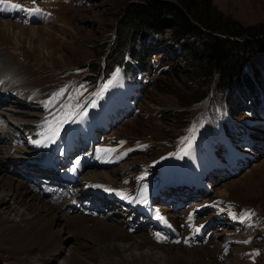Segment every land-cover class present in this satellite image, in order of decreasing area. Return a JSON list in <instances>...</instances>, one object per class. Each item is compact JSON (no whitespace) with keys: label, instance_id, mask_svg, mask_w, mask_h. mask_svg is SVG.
Wrapping results in <instances>:
<instances>
[{"label":"rangeland","instance_id":"1","mask_svg":"<svg viewBox=\"0 0 264 264\" xmlns=\"http://www.w3.org/2000/svg\"><path fill=\"white\" fill-rule=\"evenodd\" d=\"M31 1L32 3L25 9L28 15L27 21L33 20L31 23L23 24L21 18L0 16V22L7 21L5 25L0 24V53L4 64L2 67L4 70L13 72L11 76L13 82H26V86L22 83L18 89L19 93L14 94L15 101L11 100L12 95L9 100L0 102V106L13 103L14 108L36 110L35 114L29 113L28 115L31 117L29 121H32L39 118L38 113L43 110L45 98L48 115L53 119V117H61L68 112L69 108L76 104V96L81 97V110L69 122V129L76 138L75 143L80 148L88 144L90 149L96 150V156L108 159L111 164H116L106 166L109 169L88 171L113 170L115 171L114 177L124 175L130 182L133 177L140 191L145 187L151 188L154 183L161 182L160 179L152 177L154 170L164 181L171 176L174 177V182H189L192 179L197 181L199 187L211 191L199 198L191 195L185 198L177 197L175 202L179 200L182 202L178 207L184 206L183 212L186 213L188 210L186 202L192 198L193 201L190 204L198 203L197 206L203 210L196 212V218L204 224L210 221L211 213L213 215L222 212L224 216V230L226 231L216 226L205 244L188 246L178 242L158 243L164 244L158 245L153 241L155 246L152 248L158 252L157 256L174 252L194 253L195 260L187 264H264V153L246 169L239 170L237 174L215 184L214 181H210L206 167L217 171L220 165L218 160L213 155L201 157L196 150H192L190 157L184 159L180 147V141L186 134L193 131L189 129L190 127L194 128L195 134L204 129L218 132L222 129L221 122L226 121L233 115V112L234 117L238 119L246 116L244 103L238 102L236 108H233L228 99L241 100L242 93L248 89L240 88L233 80L227 88L220 89L218 75L215 74L208 81L205 95L194 99L193 92L203 85V78L198 68L199 63L196 60L192 61L189 52L183 56H177L179 49L176 48L174 55L171 54L169 59L167 61L164 59L162 63H157L158 54L153 55L155 60L146 71L149 78L148 84L142 89L143 96L134 101L129 99L130 93L133 92V87L129 85L131 79H128L125 84H118L120 80L118 77L114 85L108 87L106 91H101V89L108 82L106 79L101 80L92 91L87 92L93 85L84 82L87 80L84 76L95 73L97 79L101 76L105 77L104 68L108 65L104 59H110L118 46V38L115 34L120 27L122 11L128 0ZM212 5L215 9V22L224 23L227 20L229 28H232L231 30L240 37L241 41L250 38V34L260 29L264 30V0H212ZM33 9H38V11H32ZM33 26L36 27V35L30 33ZM191 40L195 41L193 38ZM258 42H260L259 46H254L251 53L242 51L240 54L243 60V72L254 80L258 92L264 96V34ZM198 43V41L195 42L196 45ZM156 49L163 53L167 50V46L157 44ZM97 62L98 67L93 72V66ZM166 62H170V65L168 66ZM111 67L112 64L109 69ZM258 70L259 76L255 77ZM135 81L139 82L140 79L136 78L134 84ZM25 88L27 89L24 90ZM62 89L64 91L61 96L56 95V99L51 97L52 92L57 94ZM18 109L15 110L27 116L26 111ZM4 120L6 119L1 120L0 118L1 123ZM259 122L264 125V116ZM96 128L100 131L103 129L99 135L100 140L116 151L100 150L96 139ZM85 131H88L90 136L85 137ZM2 139L0 135V145L3 144ZM4 143H8V138L5 137ZM9 162L5 164L6 167L2 164L0 174L9 175L8 173L14 169V164L22 163L15 159ZM123 166L125 167L122 169ZM16 169L20 172L12 174L15 178L13 180L19 182L21 179L24 188H27L32 195L38 200L49 203L47 199L29 189L31 183H35L37 187L39 185L36 181L26 180L24 175L26 168L19 165ZM86 169L80 176L87 173ZM141 177L143 179H140ZM220 189L225 192L223 196L218 195ZM7 193L8 190L0 186V198L8 197V201L13 203L12 196H7ZM218 199L222 204L218 202ZM159 205L168 211L166 214L174 216L177 223L180 222L176 213L169 211V208L164 205ZM70 208L73 211L71 216H80L83 219H81V224L84 221L86 223L85 225L84 223L82 225L69 224V227L67 224L56 222L51 227L50 231L59 232L63 237L62 243L57 244L62 248L63 253L53 257L52 247L46 250H40L41 247L24 250L0 238V264H24L15 252L5 249L8 247L18 252L33 250L30 255L35 262L38 259L36 264H61L71 248H75L87 262L89 261L88 263L101 264L102 255H100L96 241L103 242L112 237L117 239L118 243L132 244L139 235L151 238L146 234L150 228L149 224L142 230L128 232L124 226L126 213L123 211H116L115 215H112V210L107 207L102 210V215L92 216ZM0 211L5 212L6 209L1 206ZM231 212L237 215V225L231 221ZM251 214L252 217L248 218ZM5 215L13 217V213ZM111 223L116 226L122 225L121 232L127 235L101 231L102 225ZM228 235L232 238L231 246L226 253L221 254L219 242L222 236L226 239ZM201 245L204 247H194ZM168 246L175 248H168ZM109 248L107 251L110 255L112 254V257H119V251L114 250V247ZM130 248L131 246L124 252L130 251ZM148 258L149 260L144 264H167L153 256ZM182 261L177 260L173 264H184ZM127 264L143 263L138 259H133ZM168 264L172 263L168 262Z\"/></svg>","mask_w":264,"mask_h":264},{"label":"trees","instance_id":"2","mask_svg":"<svg viewBox=\"0 0 264 264\" xmlns=\"http://www.w3.org/2000/svg\"><path fill=\"white\" fill-rule=\"evenodd\" d=\"M214 10L212 0H128L122 11L120 27L115 34L118 46L110 59L105 58L108 65L105 68L109 69L111 64H129L128 59L144 65L150 63L152 54H158L167 61L177 48V56L189 52L192 61L199 63L203 85L193 92L194 99L205 95L208 81L215 74L218 75L220 89L227 88L231 80L240 88L256 89L254 80L243 72L240 53H251L254 46H259L258 40L264 30L260 29L250 34V38L241 41L232 28H229L227 20L224 23L215 22ZM197 41L198 45L195 44ZM157 44L166 45L167 50L162 53L156 49ZM166 64L169 66L170 62ZM97 67L98 62L93 66V72ZM94 74L88 77L96 79ZM258 76L259 70L255 74V77ZM246 100H250L249 95ZM228 101L234 106L231 99Z\"/></svg>","mask_w":264,"mask_h":264},{"label":"bare ground","instance_id":"3","mask_svg":"<svg viewBox=\"0 0 264 264\" xmlns=\"http://www.w3.org/2000/svg\"><path fill=\"white\" fill-rule=\"evenodd\" d=\"M0 24L5 25V24H7V21L2 20L0 22ZM29 25H32V24H29ZM22 27L25 28L26 26H22ZM35 28L36 27L33 26L32 32H30V33L36 35L35 33L37 31ZM0 55H1V53H0ZM3 65L4 64L2 61V55H1L0 56V79H2L3 83H2V87H1L0 92L5 91V92H12L13 93V92H17V90L19 89V86L22 85V83H23V85L26 86L25 81L15 83V82H13V78L6 77V74L4 73V69L2 67ZM11 100L15 101L16 99L11 98ZM0 102H2L1 98H0ZM12 108H14L13 104L2 105L0 107V118H1V120H3V118L6 119L3 121V123L0 124V135L3 137V139H2L3 144L0 145V170L2 169V164H3V167H6L5 164L10 163L9 162L10 160L15 159V157L17 158V157L23 156V152L25 150V148L23 146H17L13 151H11L12 146L10 144L4 143L6 134H8L10 131H14V132L19 131L20 130L19 127L21 125H23L24 127H28L27 123H30L29 120L31 119V117L28 116L29 113L35 114L37 112L36 110L30 111V110H24L22 108H19V109L18 108L12 109ZM15 109L26 111L27 116L25 114L17 112ZM15 123H17V125H15ZM17 161H21L22 163L19 165L24 166L26 169L31 164L30 162H27L24 160H17ZM125 161H127V160H125ZM15 165L16 164H14V169L12 172H9V170H8L9 168H7L9 175L0 174V186L5 188L6 190H8L7 196L8 195L12 196V200H13V203H10L8 201L9 200L8 197L0 198V208L2 206V208L6 209L5 212L0 211V234H1L0 238L2 240L6 239V241H9L10 243H14V245L16 247L24 248V250H27L29 248H34V247H41V249L36 248L37 250H39V249L40 250H42V249L46 250L47 248L52 247L53 251H54L53 257H56L59 253L64 252L62 250V248L57 246V244L59 242L62 243L63 237H62V235L59 234V232L53 233L52 231H50L51 227L56 222L61 223V224H67L69 226V224L82 225L83 223L85 225L86 221H84L81 224L82 217H80V216L75 217L73 215L71 216V213L73 211L71 210L70 206L67 204L68 200L58 199V195L56 193L45 195L44 193H42V191L34 190L29 185V187H30L29 189L32 192H35L36 194L41 195L42 197L47 199V201L52 206L49 203H47L46 201L43 202L41 200H38V198L35 197L34 195H32L27 188H24V183L21 181V179L19 182H16L15 180H13L15 178L13 177L14 175H12V174H16V173L20 172L16 169L17 167H19V165H16V166ZM124 167L125 166H123L122 169ZM92 169H109V168H106V167L88 168V169H86L87 173L86 174L84 173L85 174V175L83 174L84 176L81 175V178L90 179L93 181H96V180H112L113 179L112 174L113 173L115 174V171H113V170L112 171H88V170H92ZM114 174H113V176H114ZM10 176H12V177H10ZM22 179L24 180V178H22ZM24 181L27 182L26 180H24ZM27 194H29V195H27ZM224 194H225L224 190L220 189L218 191V195L223 196ZM94 203L96 205V201H94ZM9 213H13L12 218L5 215V214L9 215ZM68 215H70V216H68ZM112 215H115V214H112ZM65 216H67V217H65ZM82 216H84V215H82ZM107 222H109V221H107ZM116 223H120V222H116ZM102 226L103 227H102L101 231L105 230V232L106 231L110 232V233L115 232V234L127 235L125 232L124 233L121 232L122 225L116 226V225H112V223H111L109 225L104 224ZM84 229H85V226H84ZM84 229H82V230H84ZM79 231H81V230H79ZM132 232H134V231H132ZM139 233H141V232H139ZM146 234L150 238L149 234L148 233H146ZM150 239L145 238L142 235H139L138 239L135 240L134 243H132V244L125 243V242L124 243L120 242V243H122V244H120V243H118L117 239H114L112 237L111 238L109 237L108 240L106 239L103 242L96 241V243L98 244V249L100 250V253H101L100 255H102L100 262H101V264H112V263L127 264L130 261H132L133 259H138L141 261V263L144 264L145 262H147V260H149L148 257H150V256L156 257L157 259H161L164 263H167V264H168V262L173 264V263L177 262V260L178 261L183 260L182 262H184V264H187L189 261L195 260L194 253L185 254V253L174 252V253H169V254L165 253L164 255L160 254L159 256H157L158 252L154 251L152 246H155V243L156 244H158V243L152 239H151L152 240L151 241ZM122 240H124V239H122ZM34 243L36 245H33ZM158 245H164V244H158ZM167 245H174V244H167ZM130 246H131L130 251L124 252L125 249H127ZM109 247H111V248L114 247L115 248L114 250L119 251V254H120L119 257H112L111 256L112 254L110 255L107 251V249ZM163 247H166V246H163ZM169 247H174V246H168V248ZM178 247L181 248L179 245H178ZM182 247H184V246H182ZM194 247H204V246L201 245V246H194ZM9 248L10 247L5 248V249H8L9 252L10 251L15 252L17 254V256H19L18 259L21 262H23L24 264H29L31 262L36 264V262L38 261L37 258H36L37 259L36 262L34 260H32L33 257L30 255V253L33 252V250H30L28 252H22V251L18 252V251H15L16 249H14V248H10V249ZM186 248H192V247H186ZM186 248H184V249H186ZM196 249H200V248H196ZM188 250H192V249H188ZM109 252H111V251H109ZM90 254H92V253H90ZM90 256H92V255H90ZM88 262L86 261L85 257H83L80 253L77 252V250L75 248H71L68 250V253L66 254V258L63 259V262H61V264H90Z\"/></svg>","mask_w":264,"mask_h":264},{"label":"snow or ice","instance_id":"4","mask_svg":"<svg viewBox=\"0 0 264 264\" xmlns=\"http://www.w3.org/2000/svg\"><path fill=\"white\" fill-rule=\"evenodd\" d=\"M12 7L14 8H20L21 6L19 4H15L12 5ZM32 11H38V9H33ZM119 77V70H117V72L112 76L111 80L108 81L107 84H105L101 91H106L108 87H110L113 82H115ZM0 83H3V81H0ZM63 89L55 94V95H62L63 94ZM93 106H95L93 104ZM73 116L74 113L72 112H65L63 116L61 117H53L52 121H46L45 122V126H44V130L41 131L38 135L40 136V139L37 140H32L31 142L37 146H42V147H48L49 144L51 143H55L56 140L59 138L60 136V132L61 129L63 127L64 124L68 123L70 120H73ZM188 147H191V143L189 142ZM185 154H187V152H185ZM79 163V161H77V164ZM73 171H75V167L73 168ZM140 179H143V177H141ZM95 187H100L99 185H96ZM105 191L111 192L113 191L112 189L109 188H105ZM147 188L145 187L144 189V193L146 194ZM117 195L121 196L122 199L127 198V194L125 193H121V192H117ZM140 200L146 202L144 195L140 196ZM133 202H137L135 200H133ZM156 218L159 220H163V217L160 216L159 213L156 214ZM191 219V216L189 217ZM197 232H199V229H196ZM157 241H162L163 237H161L160 235L156 236ZM185 243H187V241H185ZM245 243H247V241H245Z\"/></svg>","mask_w":264,"mask_h":264}]
</instances>
